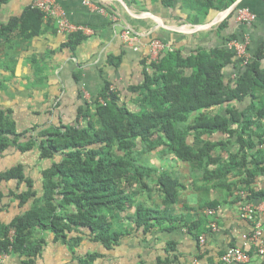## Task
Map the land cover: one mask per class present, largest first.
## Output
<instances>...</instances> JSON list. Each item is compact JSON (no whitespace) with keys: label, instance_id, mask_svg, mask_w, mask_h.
<instances>
[{"label":"trees","instance_id":"1","mask_svg":"<svg viewBox=\"0 0 264 264\" xmlns=\"http://www.w3.org/2000/svg\"><path fill=\"white\" fill-rule=\"evenodd\" d=\"M9 1L0 0V5ZM125 1L129 5L139 3V0ZM235 1L196 0V4L199 13L206 16L210 10L220 12ZM161 2L174 7L176 0ZM237 8L220 23V30L228 26ZM44 22L45 14L32 5L21 16L13 17L0 32L18 29L26 39H32L43 32ZM233 38L239 36L232 34L228 40ZM86 39L78 31L70 34L62 46L74 52ZM122 60V55H111L106 64L117 68ZM230 65L238 67L235 79L227 75L226 68ZM111 86L106 81L94 106L87 103L81 106L75 122L59 120L21 133L12 117L13 110L0 106V157L12 148L24 153L37 149L40 161L47 162L39 172L40 197L23 164L0 174V182L17 181V190L12 195L20 206L31 203L28 210L9 224L0 222V250L13 245V251L27 256L36 254L39 249L35 245L41 244L34 243L32 237L37 230L52 232L55 242L68 245L73 251L85 238L111 250L119 245L124 234L117 222L133 208L134 214L127 217L135 229L145 233L173 229L164 226L172 218L136 198L137 191L151 197L156 186L168 207L177 202L184 187L169 172L149 166L145 157L150 153L162 160L170 156L191 164L193 169L201 168L213 183L240 166L245 172L243 189L248 197L264 198V193L252 189L257 177L264 174V159L260 158L264 151L258 148L264 145V140L259 137L256 142L254 138L264 125V48L256 50L248 64L240 67L236 54L225 46L197 48L189 55H183L176 47L161 54L157 62L144 61L140 83L121 90ZM126 93L131 100L125 99ZM247 100L249 104L242 107ZM213 107L221 109V113L202 114L193 119L194 114ZM217 134L227 141L214 139ZM229 144L238 150L228 151L229 163L224 165L222 158L213 156V152L218 146ZM213 163H219L220 168L210 172L208 167ZM4 197L0 186V202ZM209 206L216 208L217 203ZM13 228L16 234L11 242L9 232ZM204 230L194 233L198 241ZM174 245L168 243L169 248ZM102 256L100 252L88 253L79 257V262L92 264Z\"/></svg>","mask_w":264,"mask_h":264},{"label":"crops","instance_id":"2","mask_svg":"<svg viewBox=\"0 0 264 264\" xmlns=\"http://www.w3.org/2000/svg\"><path fill=\"white\" fill-rule=\"evenodd\" d=\"M34 1L10 0L0 5V30L13 17L21 16ZM58 1L72 24L86 28L81 32L87 39L74 52L63 48L69 35L60 33L56 23L50 19L45 18L43 32L32 39H26L18 29L0 32V106L13 110L11 114L20 133L33 126L43 128V125L59 120L75 122L79 108L85 103L91 105L95 102L106 81H110L115 90L140 83L144 61L152 63L148 62L147 55L150 52L149 43L154 38L169 41L180 48L183 55H189L197 48L226 47L232 34H237L239 38L245 34L250 36L252 56L256 50L264 48V0H243L239 5L257 14L254 23L246 26L238 22L236 13L229 19L228 26L221 30L220 23L236 8L221 20L226 9L220 12L210 10L205 16L199 13L196 0H176L174 7L164 6L161 0L156 3L139 0L138 4L132 5L125 0H91L98 7H103L106 13L88 6L85 0ZM127 26L141 34V40L136 43L138 49L125 43L122 37V31ZM111 55H122L119 67L106 64ZM226 70L229 78H236L237 66L230 65ZM247 104L248 100L241 106ZM220 111L216 107L202 110L194 114L193 119L202 114L214 116ZM256 133V142L259 137L264 140V125ZM214 139L227 141L221 134ZM258 148L264 151V145ZM237 150L238 147L231 144L218 146L213 156H220L222 164L227 165L230 158L228 151L236 153ZM260 158L264 159V154ZM145 159L149 166L158 168L159 172H169L184 184L177 202L168 207L156 186H153L155 191L151 197L147 193L136 192L138 200L172 218L164 226L173 229L153 233L135 229L133 221L127 217L134 214L133 208L122 214L117 222L124 234L119 245L111 250L85 238L73 251L68 245L55 242L52 232L37 230L32 237L34 243L40 241L41 244L35 245L39 249L37 253L27 256L12 251L6 264H80L79 257L92 252L103 255L92 264H189L196 260L200 264H222L221 256L230 247L241 246L253 252V247L245 245L244 239L253 226L239 214L242 193L248 194L243 189L245 172L242 167H234L219 182L213 183L209 182L205 170L193 169L191 164L170 156L162 160L155 153H150ZM19 164H23L33 177L40 197L42 181L39 172L47 162L40 161L37 149L24 153L12 148L0 157V174ZM219 168V163H213L208 170L213 172ZM0 186L5 193L0 202V222L9 224L28 210L31 203L20 206L19 200L12 195L17 190V181H1ZM252 189L264 193V174L257 177ZM213 202L217 203L214 219L218 229L206 231L213 219L206 211ZM262 222L264 225V216ZM199 229H205L204 244L194 235ZM169 242L175 243L173 249L169 248ZM244 264H264V254L253 252L251 261Z\"/></svg>","mask_w":264,"mask_h":264},{"label":"built area","instance_id":"3","mask_svg":"<svg viewBox=\"0 0 264 264\" xmlns=\"http://www.w3.org/2000/svg\"><path fill=\"white\" fill-rule=\"evenodd\" d=\"M85 3L98 9L102 13H106L103 7H98L91 0H85ZM33 7L40 9L44 14L46 19H50L56 23L58 31L63 34H72L78 31H85L86 28L83 26L72 24L66 12L60 6L58 0H35ZM257 14L248 7H238L237 8V20L238 22L248 26L257 20ZM122 37L125 43L134 46L138 49L139 46L136 45L137 42L141 40V34L131 27H124L122 31ZM251 38L249 35L245 34L241 38H233L226 42V47L230 51L234 52L240 61V67L246 66L248 62L252 59L250 53ZM176 46L169 41L154 38L149 43V55H147L148 62H157L161 54L166 51L175 50ZM237 77V74H236ZM113 89V88H112ZM100 102H104L100 99ZM207 215L211 216L213 219L208 224L211 230H217L218 224L214 219L217 214L216 208H208L206 211ZM240 217L250 224L253 228L250 233L244 235L245 245L250 244L253 248L255 254H264V225L262 222V217L264 216V198L263 199H250L248 194L242 193V200L239 206ZM16 231L11 229L9 233V238L13 242ZM201 244L206 241V235L202 234L199 239ZM13 251V245H10L8 250H0V264H6L7 259L11 252ZM253 252L241 246H234L227 249L221 256L222 264H241L249 263L251 261ZM189 264H200L197 260Z\"/></svg>","mask_w":264,"mask_h":264},{"label":"water","instance_id":"4","mask_svg":"<svg viewBox=\"0 0 264 264\" xmlns=\"http://www.w3.org/2000/svg\"><path fill=\"white\" fill-rule=\"evenodd\" d=\"M243 0H236L230 7H228L224 13H223V17L221 20H223L225 17H227L235 8L239 7L240 3L242 2Z\"/></svg>","mask_w":264,"mask_h":264},{"label":"rangeland","instance_id":"5","mask_svg":"<svg viewBox=\"0 0 264 264\" xmlns=\"http://www.w3.org/2000/svg\"><path fill=\"white\" fill-rule=\"evenodd\" d=\"M124 88L126 87L125 85L123 86ZM121 88V89H124V88ZM125 92V91H124ZM127 95V96H126ZM126 95L124 96V94H123V96L125 97V99H127V100H131V99H129V96H131L129 93H126ZM92 105V107L94 106V102L91 104ZM133 105H134V103H133ZM131 191V190H130ZM127 213V212H126Z\"/></svg>","mask_w":264,"mask_h":264}]
</instances>
